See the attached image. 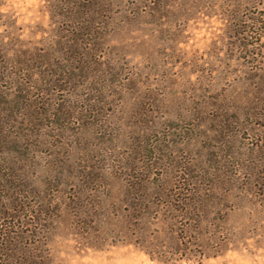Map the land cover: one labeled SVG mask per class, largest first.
<instances>
[{"label":"rangeland","instance_id":"1","mask_svg":"<svg viewBox=\"0 0 264 264\" xmlns=\"http://www.w3.org/2000/svg\"><path fill=\"white\" fill-rule=\"evenodd\" d=\"M0 264H264V0H0Z\"/></svg>","mask_w":264,"mask_h":264},{"label":"trees","instance_id":"2","mask_svg":"<svg viewBox=\"0 0 264 264\" xmlns=\"http://www.w3.org/2000/svg\"><path fill=\"white\" fill-rule=\"evenodd\" d=\"M179 201H177V206H182V205H188L189 201H187V199H178ZM176 205V204H173ZM195 243L193 241H181V239L174 241L173 242V247H170L171 250H166L165 249H148V253L155 255L156 258H159V260H176L177 258H181L182 256H184L185 258H188V255L192 254L191 252V247L194 245ZM168 254V255H166ZM169 256V257H168ZM167 257L169 259H167Z\"/></svg>","mask_w":264,"mask_h":264}]
</instances>
